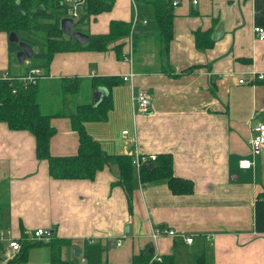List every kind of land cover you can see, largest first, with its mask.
I'll use <instances>...</instances> for the list:
<instances>
[{
  "label": "crops",
  "instance_id": "obj_1",
  "mask_svg": "<svg viewBox=\"0 0 264 264\" xmlns=\"http://www.w3.org/2000/svg\"><path fill=\"white\" fill-rule=\"evenodd\" d=\"M47 3L52 7L53 0ZM112 20L129 22V34L101 51L54 52L38 83L57 93L61 77H81L89 89L94 75H127L110 90L106 119L86 121L87 132L108 153H169L173 174L190 179L193 190L174 194L165 179L142 182L134 167L129 211L124 189L112 184L115 162L93 179L54 178L47 160L35 156L33 135L0 122V259L51 264L47 244L30 247L23 262L10 261L16 251L7 239L22 240L24 234L31 240L32 231L42 227L61 242L60 258L68 264H85L86 242L99 243L108 264H131L132 255L146 248L169 255L172 264H200V258L203 264H264V146L252 152L248 142L254 125L264 123V80L255 79L264 72V39L252 30L264 28V0H179L167 44L150 0H113L80 30L103 34ZM196 30L210 31L212 45L197 47ZM118 43L121 58L113 48ZM7 44V34L0 31V75L27 74L28 59L19 62L15 53L9 55ZM241 76L245 81L239 83ZM98 87L100 94L107 93ZM142 88L150 94L145 112L134 100ZM57 97L38 99L49 111L70 112L73 102ZM50 123L55 129L51 154L75 153L78 136L69 118L55 116ZM242 158L251 165L240 167ZM156 226L173 234L154 236Z\"/></svg>",
  "mask_w": 264,
  "mask_h": 264
},
{
  "label": "trees",
  "instance_id": "obj_2",
  "mask_svg": "<svg viewBox=\"0 0 264 264\" xmlns=\"http://www.w3.org/2000/svg\"><path fill=\"white\" fill-rule=\"evenodd\" d=\"M48 0H0V31L15 32L19 40L28 43L33 54L28 59L27 68L38 67L43 74L48 72L50 59L54 52L68 50H105L108 44L130 31V23L120 20H112L109 30L103 34H90L86 43L80 44L70 37H65L59 26L60 18L68 15L67 4L62 0H53L52 7ZM154 6V16L159 34L167 44L172 36L173 5L171 0H150ZM58 2H60L58 4ZM113 0H82L78 6V17L74 19L75 28L81 29L92 14L108 10ZM210 31H195V44L200 48L212 45L213 39ZM8 54H14L19 45L15 41L7 44ZM122 44L118 43L113 48L117 58L122 57ZM194 67H197L194 65ZM11 75V79L0 75V122L6 123L10 129L28 130L34 137L35 156L45 159L48 163V172L54 178H87L93 179L96 172L105 164L115 162L118 168L117 179L112 184L120 185L126 194L127 207L132 208L133 172L134 166L131 155L112 154L106 152L99 142L91 137L85 128L86 121H102L107 117L108 110L112 107L110 90L113 85L122 81L118 75H94L89 79L90 89L97 86L107 88V94L95 105L86 101L73 100L81 89V77H61L57 93L62 96L69 95L73 102L70 112L62 107L44 110L39 102V83H29L26 87L17 78ZM16 92H12V88ZM65 94V95H64ZM62 98L59 95V99ZM49 108V107H48ZM55 116H67L70 127L76 131L78 143L73 154L55 155L49 150L50 137L55 129L50 119ZM151 164V167L148 166ZM138 177L142 182H152L165 179L168 188L174 194L190 193L193 183L190 179L175 176L172 172V157L169 153L156 154V158L139 165ZM19 250L10 258L11 262H23L27 259L28 249L35 245L47 244L50 248L51 264H68L62 261L59 254L61 242L50 239L46 242L39 240H27L22 234ZM102 248L97 242H86L83 247L85 264H108L101 259ZM153 252L144 249L140 253L132 255L131 264H172V257L161 255L160 259L152 257ZM200 264L202 259L200 258Z\"/></svg>",
  "mask_w": 264,
  "mask_h": 264
},
{
  "label": "built area",
  "instance_id": "obj_3",
  "mask_svg": "<svg viewBox=\"0 0 264 264\" xmlns=\"http://www.w3.org/2000/svg\"><path fill=\"white\" fill-rule=\"evenodd\" d=\"M172 5H177L179 3V0H171ZM82 0H67V10L68 15L71 16L73 19H76L78 17V6L81 4ZM192 3H196L197 0H191ZM254 35L257 39H264V28L259 25H254L252 28ZM4 77H7L8 79H11V76L9 75H3ZM41 77H43V70L38 67H32L28 70L27 74L23 76L17 77L21 82L22 86L26 87L29 83H36ZM128 77L127 75H123L122 79L126 80ZM255 79L258 80H264V72L256 73ZM244 77H239L238 82L242 83L244 82ZM12 92H16V88H12ZM134 100L136 102V107L139 111L145 112L148 109L149 103H150V94L147 90L141 89L138 91L137 95L134 97ZM124 133L126 130L123 131ZM249 147L252 152H257L259 149H261L264 146V123L260 122L254 125L253 127V135L249 139ZM156 158V154H134L131 155V161L133 163V166L138 170L139 165H141L144 162H148L149 160H153ZM238 165L240 167L246 168L251 165V161L242 158L239 160ZM162 234H173V230L166 228V227H160L156 226L153 229V235H162ZM51 237V232L48 229L37 227L32 231L31 239L33 240H39V241H48ZM0 238H2L0 236ZM185 240L187 242H190L192 240L191 237H186ZM7 244L9 247L14 250L18 251L20 248V242L17 238H8ZM119 244V242H118ZM153 258L160 259L161 255L157 253H153Z\"/></svg>",
  "mask_w": 264,
  "mask_h": 264
},
{
  "label": "water",
  "instance_id": "obj_4",
  "mask_svg": "<svg viewBox=\"0 0 264 264\" xmlns=\"http://www.w3.org/2000/svg\"><path fill=\"white\" fill-rule=\"evenodd\" d=\"M59 26L61 31L68 37L74 39L80 44H84L88 41L89 35L81 30L75 29V21L69 16H63L60 18ZM9 41H15L19 45V49L15 52L16 58L19 62H23L26 58H30L33 54L32 47L23 40H19L15 32H9L7 35ZM107 94V93H106ZM104 92L100 94L99 87H95L92 91V105L97 104L105 95ZM151 167V164H148ZM75 255H79L78 248L74 249Z\"/></svg>",
  "mask_w": 264,
  "mask_h": 264
},
{
  "label": "rangeland",
  "instance_id": "obj_5",
  "mask_svg": "<svg viewBox=\"0 0 264 264\" xmlns=\"http://www.w3.org/2000/svg\"><path fill=\"white\" fill-rule=\"evenodd\" d=\"M35 47V46H34ZM149 65H152V64H149ZM39 93H38V98H41L42 96L44 97V100H45V98H47L48 96H50V98L52 97V98H54V99H58V95H61V97H64V96H62V93H56L53 89H44V90H42V88H41V82L39 83ZM65 95V94H64ZM80 96L78 97V96H76L75 97V95H74V97H73V100H77V101H90L91 100V98L89 99V96H90V88L88 89V87L86 88V86H83V84H82V86H81V89H80V94H79ZM50 98H48V99H50ZM72 97H70L69 95H65V99H67L68 100V102L70 101V99H71ZM40 100V99H39ZM41 102H42V99L40 100ZM39 101V102H40ZM40 102V103H41ZM41 106H42V108L44 109V110H49V108L46 106V104L45 103H41ZM63 109V108H62ZM71 110H72V108H71ZM43 247V249H42V251L43 252H45V251H47V248H45V246H42ZM4 256L5 255H3V258H4ZM44 257V253H43V255H42V257H40L41 259ZM2 258V259H3ZM2 259H0V264H4V261L2 260ZM43 260V259H42ZM5 262H7L6 260H5Z\"/></svg>",
  "mask_w": 264,
  "mask_h": 264
}]
</instances>
